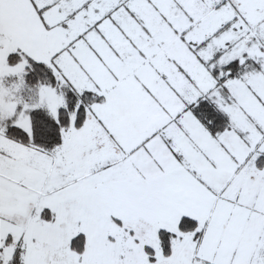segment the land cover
<instances>
[{"label": "snow or ice", "instance_id": "1", "mask_svg": "<svg viewBox=\"0 0 264 264\" xmlns=\"http://www.w3.org/2000/svg\"><path fill=\"white\" fill-rule=\"evenodd\" d=\"M0 264H264V0H0Z\"/></svg>", "mask_w": 264, "mask_h": 264}]
</instances>
